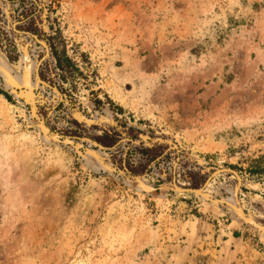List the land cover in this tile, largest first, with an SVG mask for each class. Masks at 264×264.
I'll use <instances>...</instances> for the list:
<instances>
[{"label":"rangeland","instance_id":"obj_1","mask_svg":"<svg viewBox=\"0 0 264 264\" xmlns=\"http://www.w3.org/2000/svg\"><path fill=\"white\" fill-rule=\"evenodd\" d=\"M263 155L264 0H0V264H264Z\"/></svg>","mask_w":264,"mask_h":264},{"label":"trees","instance_id":"obj_2","mask_svg":"<svg viewBox=\"0 0 264 264\" xmlns=\"http://www.w3.org/2000/svg\"><path fill=\"white\" fill-rule=\"evenodd\" d=\"M13 1V0H10ZM33 23V22H31ZM33 25V24H32ZM53 49V56L56 59L57 62V69L61 72L63 75V78L65 76H71L76 72H79V69L76 67V64L67 56L66 51H60L57 50V47L55 45L52 46ZM10 60L12 61L14 58H12L10 55H8ZM100 102L96 101V104L98 105ZM111 140V143H106L103 140ZM101 144L104 147L112 148L114 147L118 142L112 135L106 134L101 138ZM155 152V149H147L146 154L149 155V162L154 161L155 156H151L152 153ZM130 174L132 176H139L142 174L141 172H137L135 170H129ZM245 173L253 180H255L257 183L261 184L264 186V155L259 157L258 159L254 160L250 166L245 170ZM202 183H193L192 187L193 188H200Z\"/></svg>","mask_w":264,"mask_h":264},{"label":"bare ground","instance_id":"obj_3","mask_svg":"<svg viewBox=\"0 0 264 264\" xmlns=\"http://www.w3.org/2000/svg\"><path fill=\"white\" fill-rule=\"evenodd\" d=\"M30 72V71H29ZM26 78V76H24ZM15 78V77H14ZM20 79V78H19ZM22 79L24 80L23 76H22ZM31 80V79H30ZM17 83V82H16ZM18 84V83H17ZM31 85V84H30ZM37 85V84H36Z\"/></svg>","mask_w":264,"mask_h":264},{"label":"water","instance_id":"obj_4","mask_svg":"<svg viewBox=\"0 0 264 264\" xmlns=\"http://www.w3.org/2000/svg\"><path fill=\"white\" fill-rule=\"evenodd\" d=\"M45 46V45H44ZM46 49H47V47H46Z\"/></svg>","mask_w":264,"mask_h":264}]
</instances>
